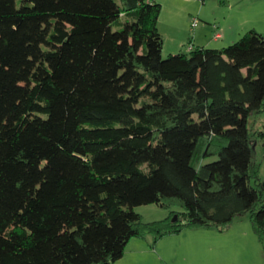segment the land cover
Returning <instances> with one entry per match:
<instances>
[{
  "label": "trees",
  "instance_id": "trees-1",
  "mask_svg": "<svg viewBox=\"0 0 264 264\" xmlns=\"http://www.w3.org/2000/svg\"><path fill=\"white\" fill-rule=\"evenodd\" d=\"M161 10L0 0V264H114L247 214L264 240V34L164 57Z\"/></svg>",
  "mask_w": 264,
  "mask_h": 264
},
{
  "label": "rangeland",
  "instance_id": "rangeland-1",
  "mask_svg": "<svg viewBox=\"0 0 264 264\" xmlns=\"http://www.w3.org/2000/svg\"><path fill=\"white\" fill-rule=\"evenodd\" d=\"M157 2L162 6L158 28L164 40V57L189 53L191 47H201V39L210 41L221 30L228 29V38L231 34L237 38L226 44L223 40L206 42V47L222 49L237 42L253 27L264 30L263 15L259 13L264 10V0ZM205 27L208 29H203ZM263 125L264 115L250 119L249 126L255 130ZM254 151L256 159L262 163L261 177L264 179V141H257ZM135 210L146 222L160 221L170 215L169 210L157 205H142ZM148 244L145 252L130 246L124 257L114 264H264V240L255 233L249 214L238 217L224 231L218 228L185 229L179 235L164 239L157 250L153 240Z\"/></svg>",
  "mask_w": 264,
  "mask_h": 264
},
{
  "label": "crops",
  "instance_id": "crops-1",
  "mask_svg": "<svg viewBox=\"0 0 264 264\" xmlns=\"http://www.w3.org/2000/svg\"><path fill=\"white\" fill-rule=\"evenodd\" d=\"M259 13H261L262 15H263V19H264V10L263 11H261V12H259ZM203 29H208V28H203ZM252 29H255V30H257V31H259V32H261L262 34H264V30H262V29H260V28H258V27H253ZM218 33H220V38H216V36H215V38H213V39H211L210 41H202V39L200 40V46H202V47H206L207 45L205 44L206 42H208V44H210L211 42L212 43H217L218 41H220V40H223V43H227V42H233V40L235 39V38H237V36L235 37V34H231V36H229V38H228V29L227 30H225V31H219ZM239 36V35H238ZM232 40V41H231ZM193 46V45H192ZM208 48V47H207ZM218 49V48H217ZM191 50H192V47H191ZM190 50V51H191ZM188 53V52H187ZM234 223V222H233ZM233 225V224H232ZM182 233V232H181ZM175 235H177V234H175ZM179 235V234H178ZM170 236H172V235H170ZM170 236H166V237H164V238H162V239H160L157 243H155L154 244V249H158V247L160 246V244L162 243V241H164V239H166L167 237H170ZM150 240H153V238L152 237H148L147 239H138V238H134V239H132L130 242H129V244H128V246H127V248H126V251H125V253L127 252V249L130 247V246H132V245H134L132 248L134 249V250H137V249H139V250H141L142 252H145V251H148V243L150 242ZM135 241V242H134ZM150 246V245H149ZM153 251H155V250H153ZM125 253H124V255H125ZM124 257V256H123ZM122 257V258H123Z\"/></svg>",
  "mask_w": 264,
  "mask_h": 264
},
{
  "label": "water",
  "instance_id": "water-1",
  "mask_svg": "<svg viewBox=\"0 0 264 264\" xmlns=\"http://www.w3.org/2000/svg\"><path fill=\"white\" fill-rule=\"evenodd\" d=\"M178 220H179L178 215H174L172 221H173V222H177ZM180 220L182 221L183 219L181 218Z\"/></svg>",
  "mask_w": 264,
  "mask_h": 264
},
{
  "label": "built area",
  "instance_id": "built-area-1",
  "mask_svg": "<svg viewBox=\"0 0 264 264\" xmlns=\"http://www.w3.org/2000/svg\"><path fill=\"white\" fill-rule=\"evenodd\" d=\"M216 38H220V33H217L216 34Z\"/></svg>",
  "mask_w": 264,
  "mask_h": 264
}]
</instances>
